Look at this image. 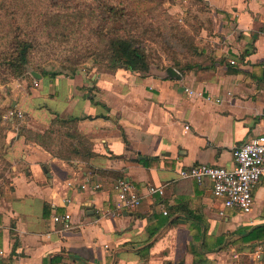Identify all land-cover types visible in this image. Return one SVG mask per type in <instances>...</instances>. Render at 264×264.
I'll use <instances>...</instances> for the list:
<instances>
[{"label":"crops","instance_id":"crops-1","mask_svg":"<svg viewBox=\"0 0 264 264\" xmlns=\"http://www.w3.org/2000/svg\"><path fill=\"white\" fill-rule=\"evenodd\" d=\"M194 3L203 8L198 51L184 64L163 60L147 72L32 68L1 87L3 104L10 100L5 106L26 118L11 120L5 144L0 264H194L201 253L202 264H264V240L246 236L264 227V177L244 215L221 214L209 181L179 176L199 163L233 167L234 149L264 132V0ZM56 117L79 118L72 125L90 156H60L15 124L44 132ZM122 177L143 199L116 216L109 212ZM150 185H164L165 194L150 195ZM66 213L68 228L53 220Z\"/></svg>","mask_w":264,"mask_h":264},{"label":"trees","instance_id":"trees-1","mask_svg":"<svg viewBox=\"0 0 264 264\" xmlns=\"http://www.w3.org/2000/svg\"><path fill=\"white\" fill-rule=\"evenodd\" d=\"M174 1L0 0V90L11 80L22 78L30 72L33 55L38 48L52 41L72 39L81 32H86L92 42L95 40L88 48L101 68L149 71L157 63L151 60L140 40V19L145 14L152 15L164 9ZM44 40L49 41L46 43ZM197 51L195 46L194 53ZM80 61L72 62L71 73L78 71ZM10 108L0 107V143L6 139L5 131L14 125L11 120L3 118ZM78 121L79 118L75 117H56L53 125H75ZM24 131V127L19 128L20 134L23 135ZM75 137L81 147L73 145L72 152L77 156H87V137L82 134ZM246 236L264 240V227L254 228ZM204 258L201 253L200 260L194 261V264H202Z\"/></svg>","mask_w":264,"mask_h":264},{"label":"rangeland","instance_id":"rangeland-1","mask_svg":"<svg viewBox=\"0 0 264 264\" xmlns=\"http://www.w3.org/2000/svg\"><path fill=\"white\" fill-rule=\"evenodd\" d=\"M182 1L180 0V4ZM190 1L191 5L182 3L180 6L177 4L178 0H175L174 3L167 5L164 9H159L152 15L145 14L141 17L139 27L140 40L143 46L146 47L151 60L155 63L160 64L163 60L170 62L181 60L184 64L185 60L194 54L195 41L199 35V23L201 21L197 11L203 8L199 5H193L194 2L198 3L199 0ZM88 37L89 35L86 32H81V34L77 33L72 39L52 41L50 44L38 48L33 55V68L42 71L48 67L71 72L72 62L80 59L81 61L77 65L78 71L87 67L97 68L98 70L107 69L101 68L99 63L96 64L95 55H90V48L88 47L95 40L92 42ZM48 41L44 40L46 43ZM19 79L21 78L14 80ZM14 80H11L9 84ZM3 97V93L0 92V107H11L5 106L11 103L10 100H7V104H3ZM15 124L18 131L19 128L24 127L23 135L27 139L36 140L60 156L70 159L74 157L72 146H76L75 143L78 140L75 136L81 135L76 132L74 125L62 123L57 125L56 123L51 129L40 132L28 128L26 122H16ZM10 130L12 129L5 131L6 139ZM38 133H40V137ZM6 139L0 143V179L5 181L9 180L6 173L10 166V162L5 158ZM256 260L252 262L255 264L257 263ZM242 264H247L246 260L242 261Z\"/></svg>","mask_w":264,"mask_h":264},{"label":"built area","instance_id":"built-area-1","mask_svg":"<svg viewBox=\"0 0 264 264\" xmlns=\"http://www.w3.org/2000/svg\"><path fill=\"white\" fill-rule=\"evenodd\" d=\"M33 83L34 86L38 85L36 79ZM186 91L190 96L196 94L190 88H186ZM3 118L4 120L24 121L26 114L22 109L12 107L3 115ZM185 128L189 130L190 126L186 125ZM233 155L235 165L231 168L199 163L180 169L179 176L183 179H193L199 183L209 181L212 185L213 196L222 205L221 214L232 209L245 215L252 212L255 202L254 189L264 177V132L237 146ZM82 187L85 188L86 186L82 185ZM93 187L95 189L100 188L101 184H95ZM148 191L150 195H164L165 186L150 185ZM117 192L115 208L109 212L112 215L120 216L124 212L134 211L143 199V194L138 187L126 177L118 179ZM100 212L103 213V211ZM164 213H168L167 209L164 210ZM53 220L56 223H63L64 227L68 228L71 225V214H55ZM260 257L261 253H258L257 258Z\"/></svg>","mask_w":264,"mask_h":264},{"label":"water","instance_id":"water-1","mask_svg":"<svg viewBox=\"0 0 264 264\" xmlns=\"http://www.w3.org/2000/svg\"><path fill=\"white\" fill-rule=\"evenodd\" d=\"M170 70H172V69H170Z\"/></svg>","mask_w":264,"mask_h":264}]
</instances>
